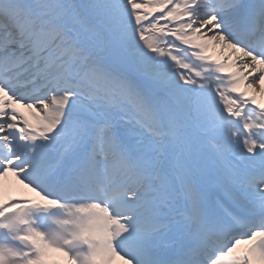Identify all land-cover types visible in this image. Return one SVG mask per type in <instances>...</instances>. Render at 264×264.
I'll list each match as a JSON object with an SVG mask.
<instances>
[{
    "label": "snow or ice",
    "instance_id": "6c2138e0",
    "mask_svg": "<svg viewBox=\"0 0 264 264\" xmlns=\"http://www.w3.org/2000/svg\"><path fill=\"white\" fill-rule=\"evenodd\" d=\"M0 264H264V0H0Z\"/></svg>",
    "mask_w": 264,
    "mask_h": 264
},
{
    "label": "bare ground",
    "instance_id": "6f19581e",
    "mask_svg": "<svg viewBox=\"0 0 264 264\" xmlns=\"http://www.w3.org/2000/svg\"><path fill=\"white\" fill-rule=\"evenodd\" d=\"M210 50H212L213 51V55H215L216 54V50H214V49H209V51Z\"/></svg>",
    "mask_w": 264,
    "mask_h": 264
}]
</instances>
